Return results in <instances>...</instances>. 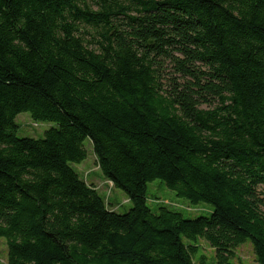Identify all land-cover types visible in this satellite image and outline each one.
<instances>
[{"label":"trees","instance_id":"16d2710c","mask_svg":"<svg viewBox=\"0 0 264 264\" xmlns=\"http://www.w3.org/2000/svg\"><path fill=\"white\" fill-rule=\"evenodd\" d=\"M94 1L0 0L7 264H194L199 238L217 264L248 240L264 264V0ZM151 53L192 79L167 91ZM21 112L57 126L20 137ZM86 139L127 212L71 166ZM154 179L212 210L150 206Z\"/></svg>","mask_w":264,"mask_h":264},{"label":"rangeland","instance_id":"374dc122","mask_svg":"<svg viewBox=\"0 0 264 264\" xmlns=\"http://www.w3.org/2000/svg\"><path fill=\"white\" fill-rule=\"evenodd\" d=\"M125 2L127 1L125 0ZM89 3L94 10L100 7L94 0H89ZM118 19H115V22H117ZM83 29L91 32V34H85L87 39H92V35H95L96 39L100 38L99 33L102 31V28L93 29L86 26ZM91 46L96 47L93 43ZM172 52L182 57V54L178 50ZM151 54L157 58L156 61L158 62L157 67L160 70L161 84L167 91H171L177 83H183L185 80L192 79L190 76L183 77L181 73H178L171 58L167 56H155V53ZM197 65L206 69L202 63H197ZM202 107L208 108L209 106L203 104ZM16 122L19 125L17 135L20 137L29 136L42 138L45 136L46 130L52 126H57V123L54 121H35L29 112L19 113L16 117ZM84 145L87 150V157L81 162H70L71 166L85 178L88 183L94 184L98 188L111 208L116 209L118 212H127L132 207V202L128 199L127 194L122 189L112 186L111 181H109L110 184H105L106 178L97 164L91 141L86 139ZM259 190L263 193L264 186H259ZM147 198L150 206L155 207L158 202L165 203L183 212L185 217L194 218L201 214H208L212 210V206L208 203L201 202L199 204H192L186 198L177 196L176 192L167 187L161 179H154L148 183ZM198 247L199 252L194 257V264H217L215 250L208 241L204 238H199ZM7 253L8 247L6 238L0 237V264H7ZM233 262L235 264H259L256 260L253 245L250 240L235 249Z\"/></svg>","mask_w":264,"mask_h":264},{"label":"crops","instance_id":"0c3cea01","mask_svg":"<svg viewBox=\"0 0 264 264\" xmlns=\"http://www.w3.org/2000/svg\"><path fill=\"white\" fill-rule=\"evenodd\" d=\"M108 183L110 184L109 180L106 179V180H105V184H108Z\"/></svg>","mask_w":264,"mask_h":264}]
</instances>
